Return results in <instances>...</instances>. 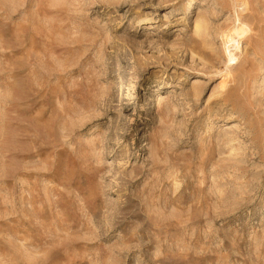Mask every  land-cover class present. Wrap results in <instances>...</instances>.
<instances>
[{"label": "rangeland", "instance_id": "1", "mask_svg": "<svg viewBox=\"0 0 264 264\" xmlns=\"http://www.w3.org/2000/svg\"><path fill=\"white\" fill-rule=\"evenodd\" d=\"M0 264H264V0H0Z\"/></svg>", "mask_w": 264, "mask_h": 264}]
</instances>
